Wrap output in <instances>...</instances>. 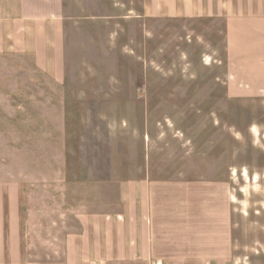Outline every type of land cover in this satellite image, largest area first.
Listing matches in <instances>:
<instances>
[{
    "label": "rangeland",
    "instance_id": "obj_1",
    "mask_svg": "<svg viewBox=\"0 0 264 264\" xmlns=\"http://www.w3.org/2000/svg\"><path fill=\"white\" fill-rule=\"evenodd\" d=\"M139 1L65 0L63 91L31 66L0 61V129L14 103L9 84L46 85L34 93L62 97L68 117L60 160L70 195L81 199L92 181L133 178L152 163L159 178L200 182L183 190L191 207L201 199L232 229L227 264H264V97L226 90L223 26L137 16ZM35 156L21 149L16 161Z\"/></svg>",
    "mask_w": 264,
    "mask_h": 264
},
{
    "label": "crops",
    "instance_id": "obj_2",
    "mask_svg": "<svg viewBox=\"0 0 264 264\" xmlns=\"http://www.w3.org/2000/svg\"><path fill=\"white\" fill-rule=\"evenodd\" d=\"M136 9L223 26L226 90L264 97V0H140ZM67 20L65 0H0V61L31 66L63 91ZM9 86L14 103L0 129V155L12 156L0 162V264H227L232 229L213 221L221 214L204 210L201 199L191 207L183 188L195 182L159 178L152 163L133 178L92 181V194L81 199L70 195L60 160L63 98H38L34 91L46 85ZM25 87L30 93H19ZM21 149L38 161L17 162Z\"/></svg>",
    "mask_w": 264,
    "mask_h": 264
}]
</instances>
